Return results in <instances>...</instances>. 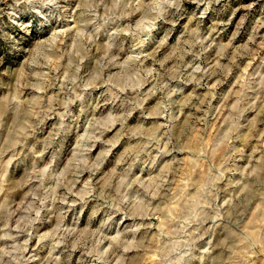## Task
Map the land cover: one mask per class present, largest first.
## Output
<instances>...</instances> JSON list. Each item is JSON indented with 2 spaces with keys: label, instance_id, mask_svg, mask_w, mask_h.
Returning a JSON list of instances; mask_svg holds the SVG:
<instances>
[{
  "label": "rangeland",
  "instance_id": "1",
  "mask_svg": "<svg viewBox=\"0 0 264 264\" xmlns=\"http://www.w3.org/2000/svg\"><path fill=\"white\" fill-rule=\"evenodd\" d=\"M0 264H264V0H0Z\"/></svg>",
  "mask_w": 264,
  "mask_h": 264
}]
</instances>
